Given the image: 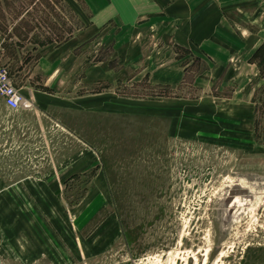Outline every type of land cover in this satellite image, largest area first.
<instances>
[{
  "label": "rangeland",
  "instance_id": "1",
  "mask_svg": "<svg viewBox=\"0 0 264 264\" xmlns=\"http://www.w3.org/2000/svg\"><path fill=\"white\" fill-rule=\"evenodd\" d=\"M234 7L264 40V0ZM88 23L0 0V66L32 105L0 100V264H264V48L205 88L161 22Z\"/></svg>",
  "mask_w": 264,
  "mask_h": 264
},
{
  "label": "crops",
  "instance_id": "2",
  "mask_svg": "<svg viewBox=\"0 0 264 264\" xmlns=\"http://www.w3.org/2000/svg\"><path fill=\"white\" fill-rule=\"evenodd\" d=\"M73 1L81 4L88 24L96 28L110 22L125 27L140 26L145 21L161 22L169 43L205 64L196 74L197 82L205 88L213 87V82L223 77L239 78L257 68L255 54L264 47L259 26L236 27L234 4L242 0Z\"/></svg>",
  "mask_w": 264,
  "mask_h": 264
},
{
  "label": "built area",
  "instance_id": "3",
  "mask_svg": "<svg viewBox=\"0 0 264 264\" xmlns=\"http://www.w3.org/2000/svg\"><path fill=\"white\" fill-rule=\"evenodd\" d=\"M0 100L11 111H26L32 105L22 93L14 86L8 70L0 66Z\"/></svg>",
  "mask_w": 264,
  "mask_h": 264
},
{
  "label": "water",
  "instance_id": "4",
  "mask_svg": "<svg viewBox=\"0 0 264 264\" xmlns=\"http://www.w3.org/2000/svg\"><path fill=\"white\" fill-rule=\"evenodd\" d=\"M234 194H238V195H241V196H244V197H250L249 191H247L245 189H242L239 186H234L231 189V191L229 192V198H228L227 202L231 199V196L234 195Z\"/></svg>",
  "mask_w": 264,
  "mask_h": 264
},
{
  "label": "trees",
  "instance_id": "5",
  "mask_svg": "<svg viewBox=\"0 0 264 264\" xmlns=\"http://www.w3.org/2000/svg\"><path fill=\"white\" fill-rule=\"evenodd\" d=\"M262 48H264V47H261V48L258 49V51L255 54V57L259 54V52L261 51Z\"/></svg>",
  "mask_w": 264,
  "mask_h": 264
},
{
  "label": "bare ground",
  "instance_id": "6",
  "mask_svg": "<svg viewBox=\"0 0 264 264\" xmlns=\"http://www.w3.org/2000/svg\"><path fill=\"white\" fill-rule=\"evenodd\" d=\"M171 264H174V262H172Z\"/></svg>",
  "mask_w": 264,
  "mask_h": 264
}]
</instances>
